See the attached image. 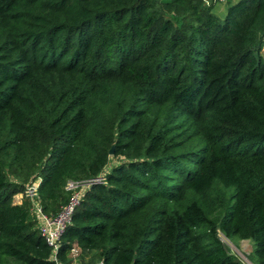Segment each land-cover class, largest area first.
Here are the masks:
<instances>
[{
  "label": "trees",
  "instance_id": "16d2710c",
  "mask_svg": "<svg viewBox=\"0 0 264 264\" xmlns=\"http://www.w3.org/2000/svg\"><path fill=\"white\" fill-rule=\"evenodd\" d=\"M217 1L0 0V264H264V0ZM35 179L50 215L88 182L55 261Z\"/></svg>",
  "mask_w": 264,
  "mask_h": 264
},
{
  "label": "built area",
  "instance_id": "2783aa9c",
  "mask_svg": "<svg viewBox=\"0 0 264 264\" xmlns=\"http://www.w3.org/2000/svg\"><path fill=\"white\" fill-rule=\"evenodd\" d=\"M37 184L38 179L25 184L20 196L28 199L29 210L35 221L36 230L45 244L49 247V258L55 261L54 253L58 245L59 237L64 226L69 222L73 206L77 203V200L82 194V191L86 188L88 182L67 181L65 189L70 191L69 199L55 215L47 214L42 210L37 198ZM77 253V248L72 246L69 250V254L74 257ZM94 264L101 263L97 261Z\"/></svg>",
  "mask_w": 264,
  "mask_h": 264
},
{
  "label": "rangeland",
  "instance_id": "374dc122",
  "mask_svg": "<svg viewBox=\"0 0 264 264\" xmlns=\"http://www.w3.org/2000/svg\"><path fill=\"white\" fill-rule=\"evenodd\" d=\"M223 8L224 0H218L213 11L216 14H221ZM229 193L230 190L214 184L211 189L198 198L199 205L204 210V213L215 223L219 219ZM23 199L24 198H22V200ZM216 236L226 246L229 253L234 255L241 262V264H255L251 258L252 245L250 240L242 239L229 241L223 237L220 232H217ZM69 256L72 260V264H94V261L90 263L86 257L81 258L78 254L74 257H72L70 254Z\"/></svg>",
  "mask_w": 264,
  "mask_h": 264
},
{
  "label": "crops",
  "instance_id": "0c3cea01",
  "mask_svg": "<svg viewBox=\"0 0 264 264\" xmlns=\"http://www.w3.org/2000/svg\"><path fill=\"white\" fill-rule=\"evenodd\" d=\"M21 201H22V197L20 196V193L14 195L12 197V203L19 204V203H21Z\"/></svg>",
  "mask_w": 264,
  "mask_h": 264
},
{
  "label": "water",
  "instance_id": "95a60500",
  "mask_svg": "<svg viewBox=\"0 0 264 264\" xmlns=\"http://www.w3.org/2000/svg\"><path fill=\"white\" fill-rule=\"evenodd\" d=\"M111 152H112V150H111V148H110L109 151H108V153L111 154Z\"/></svg>",
  "mask_w": 264,
  "mask_h": 264
}]
</instances>
